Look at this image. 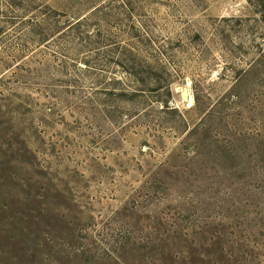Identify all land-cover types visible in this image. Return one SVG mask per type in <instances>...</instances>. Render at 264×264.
I'll list each match as a JSON object with an SVG mask.
<instances>
[{
	"label": "rangeland",
	"instance_id": "rangeland-1",
	"mask_svg": "<svg viewBox=\"0 0 264 264\" xmlns=\"http://www.w3.org/2000/svg\"><path fill=\"white\" fill-rule=\"evenodd\" d=\"M2 2L0 264H264V0Z\"/></svg>",
	"mask_w": 264,
	"mask_h": 264
},
{
	"label": "trees",
	"instance_id": "trees-1",
	"mask_svg": "<svg viewBox=\"0 0 264 264\" xmlns=\"http://www.w3.org/2000/svg\"><path fill=\"white\" fill-rule=\"evenodd\" d=\"M2 0H0V23H2V22H4L6 19H9V20H11V19H14L15 18V16H13V17H11V16H9L8 17V15H7V13H9V12H7L6 11V9H8V6H10L11 8L13 7L10 3H7V5H5V7H3L2 6ZM40 8H41V6H38V5H36V10L37 11H39L42 15H45L46 13H44L43 11L41 12L40 11ZM23 10H24V8H23ZM16 18H17V16H16ZM7 24H8V22H6ZM10 24H13L14 22H9ZM45 39V38H44ZM51 39L50 38H47V39H45V40H40V42L41 41H43L42 43H47V42H49ZM53 41V40H52ZM108 93H113V91H110L109 90V92ZM164 107L166 108V109H168V105H164ZM172 111H175V110H172Z\"/></svg>",
	"mask_w": 264,
	"mask_h": 264
},
{
	"label": "water",
	"instance_id": "water-1",
	"mask_svg": "<svg viewBox=\"0 0 264 264\" xmlns=\"http://www.w3.org/2000/svg\"><path fill=\"white\" fill-rule=\"evenodd\" d=\"M187 96H188V95H187V93L185 92V93L183 94V96H182L184 102H187V100H188Z\"/></svg>",
	"mask_w": 264,
	"mask_h": 264
}]
</instances>
